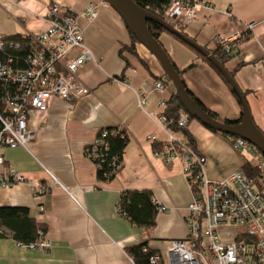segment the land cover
Listing matches in <instances>:
<instances>
[{
    "label": "crops",
    "instance_id": "obj_1",
    "mask_svg": "<svg viewBox=\"0 0 264 264\" xmlns=\"http://www.w3.org/2000/svg\"><path fill=\"white\" fill-rule=\"evenodd\" d=\"M54 1L61 13L74 14L83 31L91 57L77 74L90 92L72 102L53 96L45 111L31 109L28 126L35 138L26 147L0 148L5 162L25 177L8 188L0 185V206L27 207L31 219L46 227L49 241L46 248H29L9 233L0 235V264H136L127 247L144 242L168 257L169 242L187 235L186 207L193 194L182 162L154 153L155 143L167 137L157 119L158 101L169 98L175 86L165 82L163 91L155 89L164 70L140 42L134 44V52L121 51L132 43L130 32L119 13L102 0H0V36L45 29L46 10ZM203 1L207 5L200 6L183 28L210 50L220 46V35L231 36L240 24H251L249 37L237 43L224 65L247 91L253 120L264 132V0ZM90 4L97 9L93 19L86 14ZM160 41L179 68L195 62L183 79L197 99L222 120L241 119L237 95L213 67L168 32ZM78 52L72 49L70 55ZM141 91L146 95L142 105L137 96ZM118 126L129 134L122 165L113 179L99 180L85 148L102 128ZM189 128L210 177H225L249 160L233 147L231 136L197 119ZM151 133L158 141L147 139ZM37 186L48 190L35 195ZM127 188L149 189L166 207L158 211L154 227L137 226L119 212V198ZM233 229L228 224L218 227L224 240Z\"/></svg>",
    "mask_w": 264,
    "mask_h": 264
},
{
    "label": "built area",
    "instance_id": "obj_2",
    "mask_svg": "<svg viewBox=\"0 0 264 264\" xmlns=\"http://www.w3.org/2000/svg\"><path fill=\"white\" fill-rule=\"evenodd\" d=\"M202 5L207 3L203 0H170L164 8V19L179 28L196 16ZM86 14L93 19L97 9L90 4ZM46 16L49 24L45 29L21 34L29 43L25 56L14 58L9 52L21 48L20 41L0 36V55L3 56H0V148L26 147L35 138V131L28 126L31 109L45 111L53 96L74 101L90 92V87L77 75L91 53L84 45L83 31L75 16L70 12L61 13L56 1L49 3ZM246 25L251 29V24ZM240 37V30L231 36L220 35L219 44L226 52H232ZM75 48L79 52L71 56L70 51ZM154 87L163 91L165 81L157 79ZM137 96L139 104H144L145 92L141 91ZM165 105V99L158 101L157 119L160 127L167 129V137L155 147L154 153L166 161L177 159L182 162L193 194L186 207L187 235L169 242L168 257L155 253L151 255V261L162 260V264H264V155L246 139L233 136V147L248 155V162L258 173L251 178L240 167L225 177H210L205 171L203 154L187 144L183 133L177 134L166 127ZM177 123L190 131L186 110L179 111ZM106 133L103 130L101 137L97 135L86 147V155L95 165L101 160L102 149L107 148L106 143L104 147L102 145V136ZM147 139L158 141V136L151 133ZM117 167H120L119 163ZM194 172L199 175L197 191L191 184ZM22 181L25 177L0 154V185L8 188ZM46 190L47 187L39 186L33 189L35 195ZM158 209L165 210L166 207L158 204ZM222 224L234 226L228 231V240H224L218 230ZM38 235L35 241L18 244L29 248L48 247L49 241L43 230H39Z\"/></svg>",
    "mask_w": 264,
    "mask_h": 264
},
{
    "label": "trees",
    "instance_id": "obj_3",
    "mask_svg": "<svg viewBox=\"0 0 264 264\" xmlns=\"http://www.w3.org/2000/svg\"><path fill=\"white\" fill-rule=\"evenodd\" d=\"M134 1L140 7L144 8L145 10L153 13L154 15L162 17L164 19V8H165V5H167L170 0H134ZM146 25L149 31L151 32V34L158 40H160V35L163 32H168L162 25L150 19L146 20ZM239 27L241 31V37L239 38L238 42L249 37L251 33L250 29L247 27L246 24H240ZM178 29L181 30L183 33H185L187 36L191 37L184 30L183 26H180ZM128 30L132 38V43L131 45H124L121 48V51L124 49H127L131 52H134V44L139 41L137 40L135 35H133L130 29ZM168 33L172 35L174 38H176L177 40L181 41L183 44L187 45L190 49L195 51L197 55L202 58L203 61L207 62L211 67H213L215 71L227 82V80L222 75L220 70L210 60H208L207 57L202 55L200 52H198L192 46H190L185 41L180 39L178 36L170 32ZM2 37H4L5 39H12V40L20 41L21 48H19L18 50L17 49L9 50L10 54L14 58L26 55L28 51L27 45L29 43L27 39L22 38L20 33L3 35ZM211 52L223 64H225L226 59L229 58L231 55V52H226L221 46H219L217 49L211 50ZM0 56L3 58L2 55ZM170 59L175 69L180 74L183 84L185 88L187 89V91L191 94V96L214 118L219 119L221 121L231 122V120L220 119L214 111L207 108L188 89L183 79V73L186 70L192 68L195 65V62L189 63L184 68H179L175 64L171 56H170ZM230 73L236 80L234 73L232 71H230ZM161 78L167 83H172L168 75L165 72L163 74V77ZM228 85L230 86L232 92L235 94V91L232 89L231 85L229 83ZM242 91L246 96L247 91L244 89H242ZM1 108L2 106L0 103V109ZM182 109L186 110L181 104L179 98L177 97V93L175 91L174 93L171 94L169 98L166 99V105H165V110H164V114L166 115V127L169 128L170 130L183 133L187 138V144L197 149L195 138L192 135V133L188 130V128L180 127L177 123L179 111ZM193 119L195 118L191 114H189V121ZM206 127L211 129L212 131L223 133L213 128H210L208 126ZM103 130H106L107 133L104 137L102 136V140L104 142L102 145L104 147V144L106 143L105 146H107V148L102 149V152L100 155L101 160H99L100 161L99 163H97L96 161V164H97L96 170H97V178L99 180L107 181L115 177V175L117 174V172L119 171L122 165V157H123V153L125 150V146L129 139V134L125 128L118 126V127L102 128L98 132L97 135H100L101 137V133L103 132ZM223 134L231 136V138L233 137L231 134H226V133H223ZM161 143L162 141L156 142L155 147L159 146ZM85 153H87L86 148H85ZM118 163L120 164V167H117ZM241 168L251 178L254 177L258 173L256 168L252 166V164L248 161L245 162ZM198 183H199V175L198 173L196 174V172H194L193 180L191 184L195 191L199 190ZM158 204L159 203L155 201V199L153 198V193L149 189L127 188L121 192L119 202H118V209L122 215H124L130 222L136 224L137 226L145 227V228H152L156 224V215L159 211ZM39 230H43V232L46 233V227H44L43 225H38L37 223H35V221L31 219L30 214H29V209L27 207L0 206V235L1 236H5L6 234L9 233L18 243L22 244V243H27V242L37 240L39 238V235H38ZM127 253L132 257V259L134 260L136 264H162V260H159L157 263H153L151 261L150 259L151 255L157 252L155 250L150 249L148 247L147 242L127 247Z\"/></svg>",
    "mask_w": 264,
    "mask_h": 264
},
{
    "label": "water",
    "instance_id": "obj_4",
    "mask_svg": "<svg viewBox=\"0 0 264 264\" xmlns=\"http://www.w3.org/2000/svg\"><path fill=\"white\" fill-rule=\"evenodd\" d=\"M103 1L111 5L119 13L127 28L130 29L137 40L155 55L164 72L168 75L169 79L175 86L177 97L179 98L181 104L189 114L210 128L246 139L258 148V150H260V152L264 155V132L254 122L245 94L239 87L234 77L231 75L230 71L214 56L210 49L199 44L195 39L187 36L172 23L140 7L134 0ZM147 19L156 21L168 32L178 36L202 55L207 57L208 60H210L220 70L222 75L235 91V94L241 103L242 117L240 120H231V122H227L216 119L191 96L185 88L180 74L175 69L169 53L161 41L156 39L147 28Z\"/></svg>",
    "mask_w": 264,
    "mask_h": 264
},
{
    "label": "rangeland",
    "instance_id": "obj_5",
    "mask_svg": "<svg viewBox=\"0 0 264 264\" xmlns=\"http://www.w3.org/2000/svg\"><path fill=\"white\" fill-rule=\"evenodd\" d=\"M78 75V74H77ZM79 78V77H78ZM81 81V80H80ZM82 82V81H81ZM83 83V82H82ZM83 84H85V83H83ZM86 85V84H85ZM80 97V96H79ZM77 99V98H76ZM75 99V100H76ZM70 102H72V101H70ZM199 121V120H198ZM25 147V146H24ZM228 225H232V224H228ZM233 226V225H232Z\"/></svg>",
    "mask_w": 264,
    "mask_h": 264
}]
</instances>
